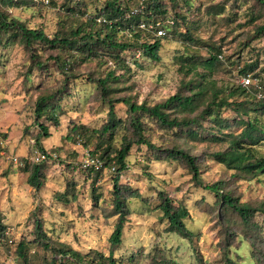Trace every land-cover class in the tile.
I'll return each mask as SVG.
<instances>
[{
    "label": "rangeland",
    "instance_id": "obj_1",
    "mask_svg": "<svg viewBox=\"0 0 264 264\" xmlns=\"http://www.w3.org/2000/svg\"><path fill=\"white\" fill-rule=\"evenodd\" d=\"M34 1L32 4L8 8L7 12L30 28L41 29L45 34L53 33L60 17L66 15L60 9L64 0H42V3ZM104 1L84 0L83 8L87 13L95 14ZM122 1H129L137 6L139 0ZM162 1L166 4V0ZM190 2L200 7L196 13L193 8L187 11L180 5L185 18L184 25L190 34L194 38L221 45L224 55L237 54L238 44L251 33V25L247 22V5L242 0H237L235 4L232 0ZM209 2L225 3V12L233 6L231 21L207 19L202 8ZM167 9L173 10L169 6ZM83 19L81 17L80 20ZM178 31H183V28H178ZM117 36L119 40L126 37L121 33ZM161 42L160 62L151 65L142 61L139 67L130 63L129 77L123 72L118 83L121 91L115 94V98L126 95L131 96L132 101H145L147 104L164 99L173 94L179 78L172 62L176 52L183 50L201 58L206 57L204 49L199 45L187 47L184 42L174 38ZM255 54L259 61L264 62L262 37L251 41L240 52L239 66ZM85 65L79 68L80 76H85L89 71ZM89 68L93 69L94 63ZM103 70L102 67L99 72ZM26 71L27 56L19 46L6 44L0 47V219L4 227L0 238V264H23L22 258H18L15 253L19 242L25 244L23 254L27 264H43V257L49 260L52 256L50 247L57 248L59 244L80 254L99 252L106 256L109 252L107 238L115 220V217H107L112 209L114 173L110 170L111 167L102 166L97 182L93 183L92 172L83 169L81 163L92 152L95 137L86 142L87 132L80 131V136H73L71 130L81 125L87 130H97L104 122L107 104L99 99L95 86L86 83L84 77L74 82L70 92L60 101L65 113L57 118V125L43 123L47 125L49 137H40L37 144L49 158L44 156V164H41L40 170L43 177L40 180L41 186L34 190L26 183L28 172H20L16 165L11 164L10 158L16 157L22 164L27 162L30 169L33 164L29 161L32 152L40 154L39 147L35 144L39 131L33 117L34 101L40 90L55 86L60 76L51 62H48V70L42 74L31 71L25 78ZM115 74H122V70L117 69ZM238 78L235 67L216 75L214 79L218 83L237 84ZM113 108L115 115L123 118L124 105L116 102ZM222 117L230 122L228 131L237 133L239 127L232 122L235 115L225 110L222 111ZM260 120L264 125V117ZM160 135L167 137L170 132L151 134L150 140L160 143ZM114 144L118 145L116 141ZM222 146V142H188L187 150H190L200 164L199 178L202 184L223 180L227 189L238 195L241 202L260 204L264 200V175L259 174L253 179L231 177L232 171L207 155L209 152L222 150ZM255 150L257 157H264V143L256 146ZM92 157L98 159V153ZM100 162L103 164V161ZM126 164L127 169L122 173L119 183L135 190L143 202L126 198L128 216L123 226L121 244L112 252L113 258L121 264H151L152 258L162 254L174 264H222L219 226L216 217L209 211L215 200L213 194L194 187L180 162L152 160L144 146H133L126 157ZM67 182L73 183L74 200H70V192L65 188ZM160 191L170 198L174 206L181 203L186 207L188 217L184 220V226L197 235L191 243L174 233L165 232V222L159 221L160 214L155 208L158 203L157 193ZM63 197L66 198V203ZM253 221L264 241L263 215L255 213ZM37 222L41 225L40 232L47 237L49 244L46 249L35 241ZM240 241L236 251L230 250L229 254L239 258L238 264H253L248 244L245 240ZM259 251L264 256V244ZM53 259L56 264L60 260L57 255H53ZM64 260L62 259L61 264Z\"/></svg>",
    "mask_w": 264,
    "mask_h": 264
},
{
    "label": "trees",
    "instance_id": "obj_2",
    "mask_svg": "<svg viewBox=\"0 0 264 264\" xmlns=\"http://www.w3.org/2000/svg\"><path fill=\"white\" fill-rule=\"evenodd\" d=\"M39 1L42 3V0ZM161 1L142 0V7L138 9V6H133L129 1L105 0L98 12L89 14L83 8L84 0H64L60 9L66 15L60 17L53 33L45 34L41 29L28 27L7 12L8 8L32 4L34 0H0V47L15 44L25 52V78L31 71L39 74L46 72L48 62L52 63L60 76L55 86L40 90L34 101L33 117L39 131L35 144L38 147L37 140L40 137H49L47 125L43 123L57 125V118L65 113L60 101L79 78L84 77L86 83L93 84L99 99L107 104L104 122L97 130H87L81 125L74 127L71 132L73 136H80V131L87 132L86 142L95 137L89 156L98 153V160L103 161L102 166L113 168L112 209L107 217H115V220L107 238L109 252L106 256L99 252L80 254L59 244L57 248L50 247L52 256L49 260L43 257V264H56L53 255L60 259L57 264H61L62 259H65L63 264H121L113 258L112 252L121 244L122 230L128 216L126 198L142 201L135 190L119 183L122 173L127 169L126 157L133 146H144L152 160L180 162L194 187L213 194L215 200L209 211L216 217L219 226L222 264L239 263V258L231 256L229 251H236L240 240H245L248 244L251 262L264 264V256L259 251L264 244L263 235L253 221L257 212L264 217V200L256 205L241 202L238 195L227 189L223 180L202 184L199 178L200 164L190 150H187L189 141L222 142V150L209 152L207 155L232 171L231 177L253 179L259 174L264 175V157L255 155V147L264 143V125L260 120L264 117V101L255 98L251 87L243 88L238 83H218L214 79L216 75L236 67L238 76H257L260 85L264 87V62L258 60L257 54L243 61L241 66L238 64L240 52L254 39L264 38V0H242L248 8L247 22L251 25V33L238 44L235 55H224L221 45L194 38L186 29L180 5L187 11L193 8L196 13L200 10L199 6L193 5L190 0H166V4ZM236 1L232 0V3L235 4ZM224 5L223 2H209L202 8L203 15L212 21L219 19L230 22L234 15L233 6L225 12ZM168 6L174 11L170 9V12ZM133 8L138 10L132 14ZM81 17L84 18L83 21L80 20ZM155 22H159L164 32L162 36H156L155 29L146 31L138 27L139 23ZM178 28H183V31H178ZM118 33L126 37L119 40ZM169 38L180 40L187 47L199 45L204 49L206 57L201 58L183 50L177 51L172 62L179 78L173 94L164 99L147 104L145 101H132V97L126 95L115 98V94L121 91L118 83L123 72L129 77L128 65L131 63L139 67L142 61L151 65L158 64L161 41ZM91 63H94L93 69L89 68ZM82 65L89 69L85 76H80L79 68ZM102 67L104 70L99 72ZM117 69L122 70V74H115ZM116 102L125 107L123 118L114 113L113 104ZM225 110L235 115L232 122L239 127L237 133L228 131L230 122L222 117V111ZM161 131L170 132V136L160 135V143L152 142L150 135ZM39 150L41 155L49 158L40 147ZM41 164L44 163H33L28 169V163L24 161L18 167L20 172H28L26 183L34 190L41 186ZM83 169L92 172V181L96 183L101 168ZM72 184L67 182L65 186L70 192V200L75 199ZM157 200L155 208L160 214L159 221L165 222L166 233H174L190 243L197 238V235L184 226L188 212L183 204L174 206L170 198L161 191L157 193ZM63 201L66 203V198L63 197ZM35 226V241L46 249L49 244L47 237L40 232L39 222ZM3 230L0 219V238ZM24 251V242H19L15 250L16 256L22 258L23 264H27ZM157 255L152 258L151 264H174L162 254Z\"/></svg>",
    "mask_w": 264,
    "mask_h": 264
},
{
    "label": "built area",
    "instance_id": "obj_3",
    "mask_svg": "<svg viewBox=\"0 0 264 264\" xmlns=\"http://www.w3.org/2000/svg\"><path fill=\"white\" fill-rule=\"evenodd\" d=\"M142 0H139L137 3L138 9L142 7ZM137 8H133L131 13H136ZM138 27L142 30L146 31H153L155 29V35L156 36H162L164 34L163 30L160 28L159 22H155L154 24L152 23H139ZM238 84L243 87V88H248L251 87L253 90V94L256 99H259L261 101H264V87L260 85V80L257 76H253L252 74H246L245 76H239L238 78ZM44 155L37 154V152L33 151L32 152V157L29 158V161L32 163H38V162H44ZM11 164L16 165L17 167H21L23 164L20 162L19 159L16 157H11L10 158ZM102 166L101 162L96 158L87 155L86 158L82 161L81 167L82 168H88L92 170H98ZM110 170H113L111 167ZM6 234V232H4Z\"/></svg>",
    "mask_w": 264,
    "mask_h": 264
}]
</instances>
